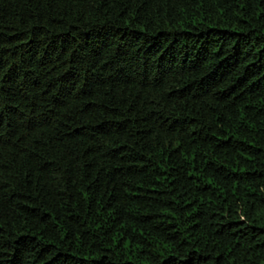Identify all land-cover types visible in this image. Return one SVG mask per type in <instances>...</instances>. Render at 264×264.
Instances as JSON below:
<instances>
[{
	"label": "trees",
	"instance_id": "obj_1",
	"mask_svg": "<svg viewBox=\"0 0 264 264\" xmlns=\"http://www.w3.org/2000/svg\"><path fill=\"white\" fill-rule=\"evenodd\" d=\"M0 264H264V0H0Z\"/></svg>",
	"mask_w": 264,
	"mask_h": 264
}]
</instances>
